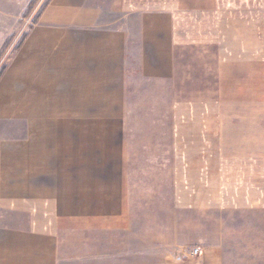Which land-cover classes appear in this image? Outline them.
<instances>
[{"label":"crops","instance_id":"1","mask_svg":"<svg viewBox=\"0 0 264 264\" xmlns=\"http://www.w3.org/2000/svg\"><path fill=\"white\" fill-rule=\"evenodd\" d=\"M210 47L215 99L173 106V217L146 250L128 207L126 72L170 81L183 51ZM0 115L26 120L0 141V264H264V0H48L0 81Z\"/></svg>","mask_w":264,"mask_h":264},{"label":"rangeland","instance_id":"2","mask_svg":"<svg viewBox=\"0 0 264 264\" xmlns=\"http://www.w3.org/2000/svg\"><path fill=\"white\" fill-rule=\"evenodd\" d=\"M47 1L0 0V81ZM126 77L123 136L128 207L134 226L143 230L147 250L152 241L166 239L167 220L173 217V106L185 101H214L217 87L214 48L183 51L170 81L146 80L133 63ZM25 121L0 115V141L22 136ZM208 239L213 241V235ZM80 264H85V260Z\"/></svg>","mask_w":264,"mask_h":264},{"label":"built area","instance_id":"3","mask_svg":"<svg viewBox=\"0 0 264 264\" xmlns=\"http://www.w3.org/2000/svg\"><path fill=\"white\" fill-rule=\"evenodd\" d=\"M194 255H198L200 252H199V250L198 249H196V250H194Z\"/></svg>","mask_w":264,"mask_h":264}]
</instances>
